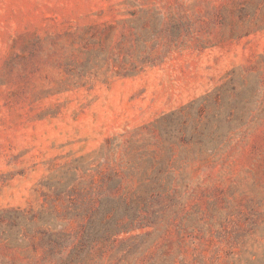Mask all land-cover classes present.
<instances>
[{
  "label": "rangeland",
  "instance_id": "rangeland-1",
  "mask_svg": "<svg viewBox=\"0 0 264 264\" xmlns=\"http://www.w3.org/2000/svg\"><path fill=\"white\" fill-rule=\"evenodd\" d=\"M0 264H264V0H0Z\"/></svg>",
  "mask_w": 264,
  "mask_h": 264
},
{
  "label": "trees",
  "instance_id": "trees-1",
  "mask_svg": "<svg viewBox=\"0 0 264 264\" xmlns=\"http://www.w3.org/2000/svg\"><path fill=\"white\" fill-rule=\"evenodd\" d=\"M93 241H94V233L91 232V231H87L85 236H84V238H83V240H82L81 245L89 244V242H93ZM82 248L83 247L75 248L72 251L71 255L74 256L75 254L77 255V254L81 253Z\"/></svg>",
  "mask_w": 264,
  "mask_h": 264
}]
</instances>
